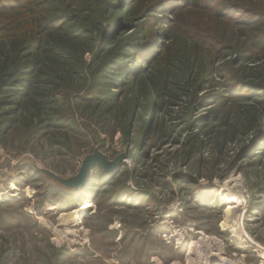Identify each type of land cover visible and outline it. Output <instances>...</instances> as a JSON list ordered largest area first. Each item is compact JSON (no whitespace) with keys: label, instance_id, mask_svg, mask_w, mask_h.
I'll return each mask as SVG.
<instances>
[{"label":"rangeland","instance_id":"obj_1","mask_svg":"<svg viewBox=\"0 0 264 264\" xmlns=\"http://www.w3.org/2000/svg\"><path fill=\"white\" fill-rule=\"evenodd\" d=\"M213 1L210 13L220 2ZM187 2L144 0V8L157 5L150 23L140 17L113 35L115 45L130 46L150 39L149 45L177 43L184 31L212 36L201 46L190 41L200 55L189 74L193 85L177 79L159 90L161 61L142 64L135 77L106 78L113 72L106 21L88 24L69 42L59 31L52 33L51 41L64 40L77 56L73 63H51L41 46L15 56L30 26L12 32L20 26L12 19L25 10L0 4V63L11 73L7 85L23 78L12 74L15 68L36 59L26 85L0 95V122H7L0 127V264H264V57L248 60L244 45L245 35L252 27L263 29L264 21L239 25L229 20L238 18L231 11L226 19H210ZM35 5L41 9L38 0H27L25 9ZM76 11L75 5L67 9ZM97 12L92 19H100ZM75 63L83 65L78 77L47 80L46 74L63 76ZM200 67L205 74L199 80ZM234 87L256 94L242 91L237 97ZM195 94L203 100L191 108ZM258 112L260 122L249 123ZM96 149L110 161L125 155L116 175L104 182L103 172L93 168L86 188L69 191L41 173L70 179ZM228 189L241 197L227 231L239 233L235 239L221 230L229 206L221 195ZM124 190L122 202L115 203L114 193ZM4 191L16 196L2 197ZM85 203L93 207L78 227L60 224L59 213ZM200 239L201 247L186 256L187 244Z\"/></svg>","mask_w":264,"mask_h":264},{"label":"trees","instance_id":"obj_2","mask_svg":"<svg viewBox=\"0 0 264 264\" xmlns=\"http://www.w3.org/2000/svg\"><path fill=\"white\" fill-rule=\"evenodd\" d=\"M187 1L188 2L186 5L189 9H192V11L207 12L209 13V15H211L210 19H221L225 17V12L231 11L228 12V15L234 13L238 18L233 17L229 18V20H231L232 22L238 21L239 25H253L256 22L264 21V0L261 2H259L258 0H244L246 1L244 3H247L248 6H242L240 4L234 5L231 4L230 0H220V2L218 3V8L211 11V13L210 9L208 8H210V4L214 2L213 0L207 1L205 3L203 2L204 0ZM38 2L41 3V9L35 8L37 4L34 7L25 9L27 7V0H25L24 3H21L19 0H0V4L4 6H2L3 9L14 11H16L17 9L25 10L24 13L12 19L13 21H17L18 19V23L20 25L18 27H15L12 32H20L22 31V28L26 30L28 29V26H30V30H26L29 31L30 36L28 39H26L27 41H22V43L14 53L15 56L22 49L37 50L41 46V52L51 54L50 57H47L48 59H46L51 61V63L52 61L56 62L57 59L63 61L65 60L67 63L68 61L73 63L75 58H78L71 52L72 50L67 47V42H69L70 38H75V34L79 35L81 32L83 33V31L86 30V26L88 24L95 26L106 21L111 28V30L107 32V35L104 38L108 45L112 44V46L110 47V51L107 52L109 57V64L112 66L111 71H113L109 72V75L106 76V78H108L110 81H114L117 78H122L123 75L135 77L139 71H143L142 64H149L155 60V63L157 64L161 61L160 65L163 67V69H165V71L162 70L164 71L161 78L162 85L159 88L157 87L156 90H159L166 86V81L167 84L169 81H174L175 83L177 79L186 82L185 84L188 86H192L193 83L189 81V74H191V72L193 71L194 63L197 61V59H200V55L197 52L198 50H196L194 47L196 43L192 44L190 41L193 39L195 40V42L200 43L201 46L202 43V45H204L208 43V41L213 40L212 36H209L207 34L202 36L197 34L195 36L189 31H184L182 32L180 36L181 38L179 41H177V43H173V41H171L170 43H166L163 46L159 45L161 41H159L155 45L154 43L152 45H149L151 39L146 41V43H140L137 46L126 45L123 42L117 43V45H115L113 42L115 37L113 35H115V33L120 29L122 25H132L133 21H137L140 17L146 18V24H149L151 20L149 13L155 11L157 5L153 3L151 6H147L148 8H144L145 4L147 3L146 2L144 4V0L139 3L138 0H38ZM72 5L77 6V15H72L71 13L67 12L68 7L70 8ZM96 10L98 11V18H100L97 20L92 19V14L95 13ZM162 11L165 12V10ZM190 12L191 10L187 11V13ZM79 13L84 14V16L80 17ZM87 20H89V22L86 24V22L84 21ZM65 23L66 28L63 27L62 29V25H64ZM189 25L193 28L197 27L193 23ZM169 27H171V30L176 28L175 25L173 26L172 24ZM52 29H54L55 31H52ZM39 30H41V39L36 38V36L40 34ZM251 30L253 32L245 35L246 40L244 42V45H247L245 47L246 53L249 54V57L245 56V58H247L248 60H250L252 56H254L255 58L264 57V28L261 29L260 27H252ZM56 31H59L60 34L58 35L65 38L67 42H65L64 40H61L60 42L55 40L51 41L50 38L54 35L52 33ZM3 35L6 38L9 34L7 33ZM0 39L3 40L4 38H1L0 36ZM170 44L176 46V49H173V47L171 48V46H169ZM149 49L152 50V52H150ZM35 62L36 59L32 60L31 63L25 66L15 68L12 74L18 73L19 76L17 77L23 76V78L14 79L12 84L9 85H7L8 83L5 77L11 73L6 75L7 71L5 70L7 69V66L0 63V95L6 92L8 89H10V92H19V90H21L22 87H24L28 82L26 74L29 73L31 67L34 66ZM77 65L78 64L76 63L75 65L73 64V67L70 70H67L65 72V75L63 76L61 72L58 71L55 72V76L46 74L47 80L49 82H52L54 80V77L59 80V82H62L63 80H72L74 77H78V75H80V71L82 74V63L79 64L78 67H76ZM156 65L154 66L155 68ZM198 74H200V80L205 74L204 69L202 71V68L200 67ZM241 88L243 87H240L238 89L237 87H234L232 94L237 97L243 94L242 91H245V93H248L249 95L254 94L253 96H255L256 94V90H254L253 92L252 90L248 92V90H250L249 88H247L248 90H243L246 88ZM201 100H203V98L201 99L195 94L190 102V107L192 108L196 105H201ZM1 106L2 103L0 102V108ZM260 113L258 112L257 114H255L253 118H251V121H249V123L251 122V124H257L258 122H260ZM6 124L7 122L5 121L0 122V127H3ZM128 133L129 132L127 128V130L124 131L126 142L128 141ZM100 177L101 180L99 182H104L106 179H109V177L103 173H100ZM125 193V190L122 192L120 191V193L119 191L114 193V198L116 199L115 203H121ZM5 200H3V202Z\"/></svg>","mask_w":264,"mask_h":264},{"label":"water","instance_id":"obj_3","mask_svg":"<svg viewBox=\"0 0 264 264\" xmlns=\"http://www.w3.org/2000/svg\"><path fill=\"white\" fill-rule=\"evenodd\" d=\"M124 158L125 155H120L110 161L96 149L83 158L77 174L70 179H63L46 170H41V173L50 177L53 181L68 190H82L87 187L89 176L93 168L100 169L105 175L111 178L116 175L119 168L122 166L121 162Z\"/></svg>","mask_w":264,"mask_h":264},{"label":"bare ground","instance_id":"obj_4","mask_svg":"<svg viewBox=\"0 0 264 264\" xmlns=\"http://www.w3.org/2000/svg\"><path fill=\"white\" fill-rule=\"evenodd\" d=\"M15 196L16 195L12 194V192L10 193L8 191H4L2 193V197H5V198H14ZM221 196H222L221 199L225 200L226 204L229 205L227 207L226 215H225L226 216V218H225L226 219V223L224 224V227L221 229L222 231L227 232L228 230H231V218L234 217L235 214H237L236 208L238 207L237 205L241 204V197L238 195V193L233 192L232 189H228L224 193L222 192ZM92 207H93L92 204L85 203V204L80 205L77 208H73V209L71 208L69 210L63 211V212L58 214V221L62 225L67 224V225H72V226L78 227L79 226L78 221H79L80 217L84 213H86V211L90 210ZM232 211L234 212V214H232ZM227 233L230 234V236L232 238H234V237L238 238V236H239V233H236V235L235 234H231L230 232H227ZM66 235H67V233H66ZM202 242H203V240L200 239L198 241L193 240L190 243H188L187 246H186V254H187L186 256L191 254L193 251L199 249L201 247V243ZM217 261L219 263H221V264H228L225 261H223L222 259H218Z\"/></svg>","mask_w":264,"mask_h":264}]
</instances>
